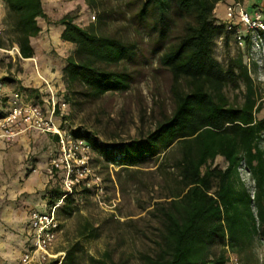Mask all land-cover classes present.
I'll list each match as a JSON object with an SVG mask.
<instances>
[{"label": "trees", "instance_id": "1", "mask_svg": "<svg viewBox=\"0 0 264 264\" xmlns=\"http://www.w3.org/2000/svg\"><path fill=\"white\" fill-rule=\"evenodd\" d=\"M3 1L17 34L11 46L23 58L35 56L32 39L42 31L39 18L64 26L62 40L75 46L62 72L68 104L77 105V96L98 100L131 88L135 72L130 66L139 61L141 47L137 40L97 31L111 15L108 8L96 23L83 27L71 14L50 21L43 0ZM113 1L171 77L172 108L162 111L142 138L101 145L89 135H73L125 168L151 159H161L159 167L173 163L175 175L163 172L169 191L155 208L161 228L154 251L143 255L144 264H226L230 253L242 262L256 259L257 244L264 239V119L258 117L264 100L244 52L228 66L214 54L217 37L225 34L228 41L233 35L217 17L218 4L225 0ZM229 87L244 88L242 102L231 101ZM53 140L55 145L57 137ZM219 157L226 167L216 164ZM243 166L255 182L254 194L241 176ZM48 193L49 206L63 194L61 184ZM77 194L65 200L58 214L75 213ZM79 234L96 236L88 220ZM65 262L77 264L75 248L66 251ZM88 264L116 263L105 252L100 258L89 256Z\"/></svg>", "mask_w": 264, "mask_h": 264}, {"label": "rangeland", "instance_id": "2", "mask_svg": "<svg viewBox=\"0 0 264 264\" xmlns=\"http://www.w3.org/2000/svg\"><path fill=\"white\" fill-rule=\"evenodd\" d=\"M225 2L226 0L219 3L218 20L224 16ZM104 8H108L111 15L105 25L97 28L99 33L120 35L139 41L141 57L136 64L130 66L135 72L133 83L125 92L108 93L98 100L77 96L75 100L77 105L69 104L64 113L69 120L68 128L72 131H77L82 136L89 135L101 145H114L146 136L155 128L161 112L172 108L169 91L171 77L160 68L158 54L153 52L147 41H143L142 37L129 26L115 1L94 0L93 3L87 0L46 1L47 16L50 21L71 14L83 27L96 23ZM93 16L96 18L93 19ZM0 29L2 45L11 46L17 34L14 19L8 16V11ZM46 39L45 37L38 40L39 49H43ZM74 48V45H68L65 50L59 49L61 52L64 51L65 56L62 58L66 59ZM55 49L56 51L51 53L57 59L59 53L56 47ZM240 52L246 54L245 59L250 65L251 75L264 100V57L253 52L251 40L246 41L243 47H239L234 35H230L228 41L225 34L217 37L214 54L223 65L228 66ZM24 64L13 62L6 53L0 52V72L6 73V75L0 73V98L6 93L3 90L15 91L23 84H27L29 89L34 88L33 82H30L33 75L26 71ZM56 88L59 98H64L65 85L56 84ZM226 91L231 101H243V87L242 91L231 87ZM62 93L64 95H61ZM258 117L264 119V109ZM37 140L38 142L30 146L16 143L10 146L9 151L0 152V217L6 213L7 206H10L11 202L19 207L22 206L20 198L23 195L44 199L48 203L50 201L48 192L60 184V178L57 177L54 184L47 174L48 159L46 158L50 150L48 140L42 137ZM160 163L161 159L160 161L151 159L140 167L125 168L119 166L112 158L93 149L91 166L102 180V190L96 194V192H84V187L79 188L74 204L75 213L71 216L64 212L59 214L62 230L55 248L60 251L75 248L77 264H88L89 256L100 258L105 252L111 253L116 264H144L143 255L154 251V240L158 238L161 228V221L155 208L169 191L163 172L166 170L172 175L177 173L172 162L159 167ZM216 164L223 168L227 166L226 161L221 157L216 160ZM39 179H43L44 183ZM15 186L19 188V194L22 193L20 189L25 186L32 188V191H24L16 200L13 197ZM46 209V206L38 207V210ZM87 220L92 224L96 234L92 238L79 234ZM0 221L2 222V219ZM9 223L2 222L9 229L11 237L8 238L7 233L0 234L2 240L8 241L7 259L0 251V264L4 261L9 264V253L12 250L9 248L12 247L11 243H16L19 235ZM239 260L241 264H264V246L258 242L256 259L243 260V262L240 258Z\"/></svg>", "mask_w": 264, "mask_h": 264}, {"label": "built area", "instance_id": "3", "mask_svg": "<svg viewBox=\"0 0 264 264\" xmlns=\"http://www.w3.org/2000/svg\"><path fill=\"white\" fill-rule=\"evenodd\" d=\"M96 17L93 16V19ZM222 22L228 31L233 32L239 47L246 44L245 37L251 40L253 52L264 57V11L250 9L243 0H230L224 4ZM21 56L19 48H13ZM10 52V50H6ZM22 57V56H21ZM49 108L28 98L22 90L13 91L5 105L0 106V143L14 141L26 132L56 136L55 145L50 148L47 174L55 178L60 176L63 194L45 211H30L29 247L21 258V264H48L55 259L62 264L66 251L55 254L54 248L61 232L59 209L65 200L73 196L81 187L93 189L96 194L102 190V180L91 166V145L82 137H75L65 110L69 104L59 98L58 90L45 78ZM243 180L255 191V182L251 173L243 166ZM264 246V239H262ZM226 264H241L236 254L230 253Z\"/></svg>", "mask_w": 264, "mask_h": 264}, {"label": "crops", "instance_id": "4", "mask_svg": "<svg viewBox=\"0 0 264 264\" xmlns=\"http://www.w3.org/2000/svg\"><path fill=\"white\" fill-rule=\"evenodd\" d=\"M46 1L43 0L44 2V8L45 12L48 15V12L46 10ZM246 2L247 6L250 9L254 8H260L262 11H264V0H243ZM6 4L4 3L3 0H0V27L5 21L6 17ZM219 9V4L217 7V11ZM218 17V15H217ZM223 17V16H222ZM39 25L42 28V31L40 35L36 38L32 39V45L35 49V56L33 58H23L18 55V53L14 50L13 48L17 47L15 46H8L5 47L2 45L0 41V52L6 53L9 58L12 59L13 62H20V63H25L24 65L26 66V71L30 74L33 75L31 76V81L33 82V89H29L27 84H23V86L17 88L16 90H22L27 94L28 98L40 103L41 105L44 106V108H49L48 104V95H47V90L44 82L42 81L41 77L45 78L53 86L56 88L57 85H64L63 82V68L65 67L66 59H63L62 57L65 56L61 50H65L68 45H73L72 43L65 42L62 40L61 35L64 30V26L62 25H54V24H48L45 19H38ZM1 32V29H0ZM47 38L46 41L44 42V47L43 49H39L37 47V42L39 39H44ZM55 47L58 49L59 55L57 56L58 58L55 59L52 55L51 52L54 50L56 51ZM18 48V47H17ZM61 49V50H59ZM6 50H10V52H7ZM1 73V72H0ZM1 75H6V73H1ZM4 77V76H3ZM31 84V83H30ZM26 85V86H25ZM57 89V88H56ZM15 90V91H16ZM6 92L4 95L1 96L0 98V106L5 105L6 100L8 96L13 92V91H7L3 90ZM61 95H64L63 93ZM45 138L48 140L50 148L54 145V136L50 135H45V134H40L37 132H26L21 134L19 137H17L14 141H7V142H2L0 143V152L1 151H9L10 146L15 145L16 143L22 144L24 146H30L31 144H35L38 142V138ZM49 149V148H48ZM48 159V155L46 160ZM37 171V170H36ZM50 179H52L53 183L56 184L57 177L52 178L49 176ZM39 181H43L39 179ZM15 183V181L13 182ZM44 183V181H43ZM16 185V183H15ZM53 186V185H52ZM16 191L14 190L13 197H15L16 200L22 195L24 191H32V188H29V186H25L24 188L20 189V193L16 186H15ZM22 202V206H18L16 203L11 202L10 206H7L6 213L0 217L2 219V222L5 224H8L9 222H12L10 224L11 227H13L14 230L19 232L18 238L16 239V243L12 244L11 243V248L12 249L9 253L10 256V262L9 264H21V258L26 251V249L29 247V230H30V211L32 209H38L40 206H46L47 207V201L44 199H38L36 197H28L26 195H23V197L20 198ZM15 200V201H16ZM2 222L0 221V234L1 233H7L9 237H11L10 231L7 227H5V224L3 225ZM7 239V238H6ZM8 241L7 240H2L0 237V245H3L4 247L0 248V251L2 252L3 257L7 259V250H8ZM56 247V246H55ZM15 248V249H14ZM2 249V250H1ZM55 254H59L62 251L57 250L54 248ZM55 261V259H52L51 262ZM49 262V263H51ZM48 263V264H49ZM2 264V263H1ZM3 264H7L6 261H4Z\"/></svg>", "mask_w": 264, "mask_h": 264}]
</instances>
